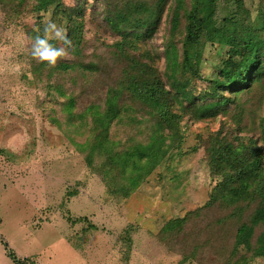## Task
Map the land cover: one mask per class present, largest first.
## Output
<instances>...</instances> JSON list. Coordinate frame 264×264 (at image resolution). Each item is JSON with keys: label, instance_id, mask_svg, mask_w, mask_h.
Wrapping results in <instances>:
<instances>
[{"label": "rangeland", "instance_id": "1", "mask_svg": "<svg viewBox=\"0 0 264 264\" xmlns=\"http://www.w3.org/2000/svg\"><path fill=\"white\" fill-rule=\"evenodd\" d=\"M158 1L60 0L72 12L68 19L54 4L39 10L34 0H0V264H264V255L234 240L240 220L233 207L246 208L251 193L236 185L227 198L234 206L207 205L225 177L217 166L230 149L260 157L264 171V79L241 89L215 86L222 76L213 70L229 46L203 37L199 77L179 68L174 78L178 86L187 80L190 97L176 92L166 54L182 49L192 0L179 6ZM131 2L154 13L139 21L128 17L113 31L105 15L130 9ZM243 3L253 16L257 8L264 15V0ZM236 6L237 0H220L217 22ZM46 17L73 41L69 56L55 66L30 55L35 29L43 34ZM72 26L76 36L69 34ZM121 40L132 42V54H148L142 59L157 69L152 67V79L163 82L168 117L150 113L126 88L117 95L119 114L100 125L108 92L124 68L115 46ZM157 121L167 153L143 176L128 159L137 144L152 141ZM173 219L181 220L173 232H163ZM261 231L257 226L253 245Z\"/></svg>", "mask_w": 264, "mask_h": 264}, {"label": "trees", "instance_id": "2", "mask_svg": "<svg viewBox=\"0 0 264 264\" xmlns=\"http://www.w3.org/2000/svg\"><path fill=\"white\" fill-rule=\"evenodd\" d=\"M34 1L39 10H46L48 6L54 4L58 8V12L62 13L63 17L68 19L71 18L72 12H69L68 8L65 6L61 7L60 0ZM166 1L167 0H159L158 2L161 4ZM174 1L177 6L183 3V0ZM219 1L220 0H192V8L188 13L189 21L186 27L187 35L185 41L182 43V49L179 50L180 54L174 51V49L172 52L168 50L166 54L168 66L171 68V77L173 79L175 91L182 93V96L185 98L190 95L188 91L185 90L187 80L178 82V86L174 78L177 77V70L179 68L183 71H188L191 75L199 77L201 65L204 60L202 56L204 49L203 37L207 39V42H211L212 45L217 43L220 46H229L226 59L216 64L215 70H213L215 73L217 71V76H222V81L218 77L213 80L215 86L224 84V87L231 90L241 89L244 85H251L255 80L259 81L264 79L263 10L257 8L256 14L253 16L252 11L244 6L243 0H237L236 10L233 12V15L224 17L221 22H217L215 16ZM129 4L130 9L126 6H121V8L125 9V11H123L120 7L116 6L118 7L116 11L112 12L110 10L105 15L106 21L113 31L117 32L121 24L125 26V24L129 22L130 17L133 18L134 21H139L143 13L149 12V16L153 14L155 10L154 8L151 9L150 6L147 7L138 2H131L128 3V5ZM159 4H157L158 9L160 7ZM147 19L148 18H146L145 21H147ZM72 21L74 24L76 23V20L72 19ZM140 22L137 25H140ZM71 28L69 34L76 36L77 27L72 26ZM136 30V35H138V27H136ZM127 43L125 44L124 40H121L115 44L121 56L120 58H122L121 62L124 64L121 75L123 79L121 80L120 78V80H118L117 87H111V89L113 88V92H108L106 97L107 113L104 118L100 119L101 126L107 125L110 119L119 114L117 110L118 103L116 101V99H118L117 95H123V90L126 88L130 91L129 96H131L132 99L144 105L150 113L158 115V118L168 117L171 114L167 112L170 111L169 109L166 110V101L163 98L164 88L161 78H159L157 74V77L153 79L150 76L153 74L154 69L155 71L157 69L152 66L153 69L142 59L148 56V54H145V56L135 53L132 54L130 49L128 50L130 53H128V48L134 49L135 47L132 45V42L127 41ZM123 47L125 49H123ZM179 58H181V60H178ZM66 65L67 64H60V67L66 68ZM94 67L95 66L91 64V68ZM126 75L131 77V81L130 83L127 81L126 84H123L122 82ZM224 104L225 99L211 103L207 108L210 111ZM69 107H73L71 102L69 103ZM159 122L160 121L156 122L155 133L151 136L152 141L147 144H137L135 149L131 152V159H128L129 162L132 160L133 167L143 176L152 172V170L163 161L167 153L165 148L166 137L162 134L164 126L163 123L160 124ZM104 133H106V128H104ZM99 134L101 137H104L102 133ZM229 147H231L230 144L226 148ZM252 149L253 148L250 147L248 152H253ZM230 151L232 152L231 156L222 158V162L218 163L217 167L224 172L225 177L215 186L214 192L211 194L213 200L210 199L207 205L219 202V204H223L221 205L223 206L222 208L234 206L233 204L236 202H229L227 198L231 196L230 193H234L236 185H239L242 191L251 193L246 196V199L252 198L246 208L233 207L234 213H232V215L240 220L234 240L238 245H244L247 250L252 248L255 254L264 255V171L260 169L262 160L260 157L251 156L248 153L236 155L234 154V148L230 149ZM237 161L241 163H237ZM88 162L91 163L89 156ZM238 164L241 165L239 176L237 178L232 177L230 171ZM212 169H215V165L212 166ZM224 180L229 182L232 186L229 191H227L226 186H224ZM255 204L256 208L251 211L249 207ZM247 209L249 217L245 219ZM221 219L222 217L217 220L218 223H221ZM178 220L181 219L169 221L164 226L163 232H173L172 228L174 225L177 226L176 223ZM257 226L262 227V231L259 234L260 237L258 236V238H256L255 245H253L252 239L253 236H255ZM179 227L180 226L176 228L180 230ZM16 263L22 264V262L18 260Z\"/></svg>", "mask_w": 264, "mask_h": 264}, {"label": "clouds", "instance_id": "3", "mask_svg": "<svg viewBox=\"0 0 264 264\" xmlns=\"http://www.w3.org/2000/svg\"><path fill=\"white\" fill-rule=\"evenodd\" d=\"M91 3V0H89ZM43 34L39 27L35 29L30 55L38 62H47L49 66H55L58 60L69 56V49L73 47V41L69 38L66 30L50 18L43 21ZM53 41L59 42L53 43Z\"/></svg>", "mask_w": 264, "mask_h": 264}]
</instances>
